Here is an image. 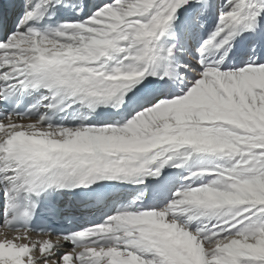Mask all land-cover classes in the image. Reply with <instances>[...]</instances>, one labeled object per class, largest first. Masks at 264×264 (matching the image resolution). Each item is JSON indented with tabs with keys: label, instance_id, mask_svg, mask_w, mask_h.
Wrapping results in <instances>:
<instances>
[{
	"label": "snow or ice",
	"instance_id": "6c2138e0",
	"mask_svg": "<svg viewBox=\"0 0 264 264\" xmlns=\"http://www.w3.org/2000/svg\"><path fill=\"white\" fill-rule=\"evenodd\" d=\"M0 229V264H264V0H3Z\"/></svg>",
	"mask_w": 264,
	"mask_h": 264
},
{
	"label": "bare ground",
	"instance_id": "6f19581e",
	"mask_svg": "<svg viewBox=\"0 0 264 264\" xmlns=\"http://www.w3.org/2000/svg\"><path fill=\"white\" fill-rule=\"evenodd\" d=\"M1 3V2H0ZM30 121H28V120H24V121H22V123H25V124H27V123H29ZM3 230L2 229H0V232H2ZM34 235V234H33ZM36 235H34V237H35Z\"/></svg>",
	"mask_w": 264,
	"mask_h": 264
}]
</instances>
